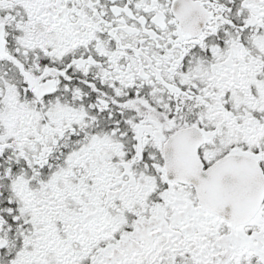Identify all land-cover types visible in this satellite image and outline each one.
I'll return each instance as SVG.
<instances>
[{
  "label": "snow or ice",
  "instance_id": "1",
  "mask_svg": "<svg viewBox=\"0 0 264 264\" xmlns=\"http://www.w3.org/2000/svg\"><path fill=\"white\" fill-rule=\"evenodd\" d=\"M0 264H264V0H0Z\"/></svg>",
  "mask_w": 264,
  "mask_h": 264
}]
</instances>
